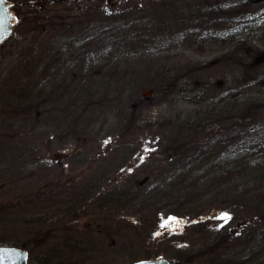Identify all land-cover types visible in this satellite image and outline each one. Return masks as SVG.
<instances>
[{
	"label": "rangeland",
	"instance_id": "1",
	"mask_svg": "<svg viewBox=\"0 0 264 264\" xmlns=\"http://www.w3.org/2000/svg\"><path fill=\"white\" fill-rule=\"evenodd\" d=\"M73 1L72 13L84 33H95L97 25L111 30L116 23L137 54L121 61L112 84H102L98 72L89 77L82 73L79 78L92 83L90 95L76 96V87L89 85L75 79L57 88L55 93L65 97L49 95L55 83L44 96H35L33 104L24 96L18 100L15 96L31 81L18 77L32 65L22 61L27 57L20 36L36 35L42 23L47 34L55 32L41 14L53 0H19V21L0 43V116L8 114L0 128V247L25 249L28 264H132L158 257L170 264H264V221H254L264 215V205L256 209L260 200L251 190L236 200L241 205L236 212L235 207L209 206L206 185V194L197 199L196 209L202 212L182 220L146 197L164 176L152 175L157 169L168 168V176L190 168V178L204 183L208 175L199 177L203 172L214 177L219 167L238 162L233 155L219 157L222 152L258 149L253 140L239 142V127L227 130L233 133L226 141L212 119H205L208 133L203 137L219 145V154L211 151L207 160L192 161L195 154L184 161L169 158L161 133L172 134L194 122L195 115L202 116L229 94L235 96L231 107L238 101L233 120L255 113L252 123L264 139V0ZM96 9H104L98 16L102 20ZM65 15L58 13L62 19ZM61 23L56 33H64ZM81 46L95 49L90 40ZM98 100L101 108L91 106ZM249 157L264 168V154L256 151ZM239 175L232 177L238 180ZM129 185L138 196L132 204L116 212L114 206L101 205L109 192ZM247 231L250 239L243 237ZM14 241L25 247L12 245Z\"/></svg>",
	"mask_w": 264,
	"mask_h": 264
},
{
	"label": "trees",
	"instance_id": "2",
	"mask_svg": "<svg viewBox=\"0 0 264 264\" xmlns=\"http://www.w3.org/2000/svg\"><path fill=\"white\" fill-rule=\"evenodd\" d=\"M73 2V0H53V2L47 3L48 9L45 10L46 12H40L42 15H44L42 21L47 20L48 22H46V24L48 23V26H50L51 29L55 31L54 33L50 34L49 32L47 34L44 31L43 23H40L42 28L38 30V33L36 35H30L26 33L25 36H20L19 42L23 44V54L27 57V59L23 58L22 61L31 62L32 65L30 67L23 68L21 70L23 73L20 77H18V81L23 79L31 80L30 83L22 86L19 94L15 96L18 100L20 98H23L24 96V98L29 99L33 104L35 96L39 95V97H42L45 95V93L43 92L45 91L46 87L53 88V85L56 83L53 90L49 92V95L54 96L57 94L55 92L57 91V88H60V85H69L70 80L74 82L75 79L77 81L76 83L79 85H89L88 87L83 86L81 90H78L80 88L76 87L78 88L75 89V91H78L76 93V96L83 97L87 94L90 95L92 94V89L90 88L92 86V83L88 82L85 79L79 78L82 73L85 72L83 75L89 77L92 74L98 72L97 75H99V78L102 79V84H112V80L117 79V72L121 68V63L125 59H129L132 55L137 54V51L132 50L128 46V40L124 37L125 35H123L120 30L114 26V24L116 23H113L110 26V29H113L107 30L106 27L98 28L96 20V22L94 23L97 25L95 33H84V27L78 26V17L74 16V14L72 13L75 11ZM37 7L38 10L42 11L40 5H38ZM60 10H63L67 14L63 17V19L58 17V13ZM103 10L100 11L96 9V18L98 20H102L101 18H98V16H103ZM36 19L41 21V18L39 16ZM59 19L61 20L58 23ZM61 22L65 24L63 30L64 33H56L57 31L55 28H57L58 25L61 26ZM117 24H119V22ZM126 25H128V23H126ZM120 26L118 27L120 28ZM218 36L223 37V33H218ZM234 37L235 43L239 44L241 38H238L237 33L234 34ZM88 40H90L91 45L95 47L94 50H92V48H84L81 46L84 45V43L88 42ZM82 41H84L83 44H81ZM112 63H114L115 66H111ZM122 77L120 79H122ZM239 82L244 85L243 79ZM106 90L107 87H103V91ZM178 90L181 94L183 93L182 89ZM58 94H60L59 98L65 97L61 93ZM196 95H198V93ZM234 98V95L229 94L226 98L219 99L215 103L213 102L214 105L212 108H208L206 109V111L200 112L203 114L202 116H199L198 114L195 115L197 116V118L194 122H189V116H187L184 120L189 123H184L185 126L183 127L186 130L181 127H176L177 129H175L174 133L172 134H169V131L161 133V129L169 130V127L166 125L159 126V128L161 129L158 130L159 133L157 134L160 135L161 133L165 135L166 140L168 141L164 143V145H170L171 142L173 144V147L170 148H168L169 145H165V147L167 148L166 151H171V155L169 154L170 159L179 158L180 160L184 161L187 159V157L189 158L190 156L195 154V158H193L192 161L196 160L197 158L207 160L206 157L210 154L211 151L215 150L217 151V155L219 154V145L216 142L209 143V141L205 140V137H203L208 133H206L205 128H203L205 119L209 120V122H211L212 119L213 122H211V125L218 127V129H220L219 132H223L222 136L226 141L229 140V135L233 133L229 131L227 132V130L234 129L235 131L237 130L236 128L239 127L238 130L235 131V134L238 135L239 142L242 144L253 140L255 142V145L258 146L257 150H253V148H251L252 146H249L248 149L233 148L231 149V153H226V155H224L222 152V155H219V157L222 158L227 155H233L238 162L233 164V166H231L230 168H228V165L221 168L219 167L217 172L214 173V177L210 175L209 171L203 172L201 176L196 174L199 177H203L204 174L208 175L207 180L204 183H199L200 180L198 178H190L191 175H193V170L190 168H187L185 173L176 172L174 174H168V176H166V170L168 168L161 169L160 171L157 169V172H152V175L154 174L156 178L162 174H164V176L161 181H158L154 185V187L151 189V191L148 192L146 197L147 199L149 197L156 199V201H152V203L154 204L158 203L157 205L160 204L161 207L163 205L164 208H169L170 210L168 214H171L174 217V220H182L183 217L192 212L195 213V215H198L200 212H202L200 211L202 209H196L198 207L197 199H199L202 194H206V191L208 190L206 185L210 189L207 192V195H210L207 201L209 202V206H223L226 209L229 207H235L236 212H240L239 206L241 205H238L236 200H239V196L242 195V193L246 190H251L253 195L258 198V200H260L259 205H256V209L264 205V168H258L249 160L251 158L249 156L253 155L256 151L264 154V139L259 138L261 136L260 134L262 133H259V129L257 130L254 126V124L256 123H252V119L255 120L257 118H253L255 113H251L245 117L240 114L236 119L237 121H239V123H236L237 121L235 122L233 120V115L235 114L233 110L234 108H238V101L235 102V106L231 107V102L234 101ZM209 99L210 98L207 97V100ZM238 99H241V97H239ZM52 101L55 104V101ZM91 106H98V108L102 107L99 103V100L91 104ZM245 110L247 112L250 111V106L245 108ZM14 115L15 114H12L11 116ZM7 117L8 114L5 113L2 114V117L0 116V128H2L1 126L7 123ZM89 117L90 116L88 115L86 118ZM259 122L260 121H258V123ZM189 133H192V135H190ZM194 136L198 137L199 139L195 141L193 139ZM189 137L192 140H189ZM37 138L38 137L35 136L33 141H36ZM185 142H188L189 144H183ZM37 144V142H33L32 145L36 146ZM206 147H209V149H207ZM30 149L33 148H31L30 146ZM163 153H165L164 149ZM14 155L15 154L13 153L11 157L14 158ZM19 156L22 155L19 154ZM166 157L168 158L167 155ZM7 165L10 166L11 163ZM7 165L2 163V167H5ZM170 166H173V164H171ZM198 166L199 168H201L202 165ZM257 168L259 169V171ZM238 173L242 174L238 176L239 179H233L232 175H237ZM239 181H241V183H238ZM240 184L242 185V187H240ZM143 185L142 183H138L139 188H142ZM238 187L240 188L241 193L239 192ZM130 189L131 186L129 185L124 186L121 192H109L105 198V202H102L101 205L106 203L107 205L114 206L113 210H115L116 208L125 209V207L132 204L134 200L138 199L137 195L129 191ZM230 197L231 199H229ZM184 203L185 205H183ZM188 209H192V211H188ZM37 215L38 214L35 213V216ZM165 216L166 214L161 218ZM258 216L259 215H257V217ZM260 216V219L254 220L256 221V223L264 221V215ZM247 220L252 219L251 217H247ZM26 225L27 224H25V226ZM247 233H249V231H247ZM246 234L243 235V237H249L250 239V233L249 235ZM12 245L25 247L23 244H19L18 241H14ZM220 257L222 259V253ZM249 259L250 258H248V260ZM249 261L253 260L251 259Z\"/></svg>",
	"mask_w": 264,
	"mask_h": 264
},
{
	"label": "water",
	"instance_id": "3",
	"mask_svg": "<svg viewBox=\"0 0 264 264\" xmlns=\"http://www.w3.org/2000/svg\"><path fill=\"white\" fill-rule=\"evenodd\" d=\"M12 3L0 0V43L12 32L16 24V16L11 10ZM0 264H28L25 249L13 247H0ZM132 264H170L166 259L149 258Z\"/></svg>",
	"mask_w": 264,
	"mask_h": 264
},
{
	"label": "flooded vegetation",
	"instance_id": "4",
	"mask_svg": "<svg viewBox=\"0 0 264 264\" xmlns=\"http://www.w3.org/2000/svg\"><path fill=\"white\" fill-rule=\"evenodd\" d=\"M12 2V9L14 10L16 16L18 17V20H19V16H18V7H19V0H11Z\"/></svg>",
	"mask_w": 264,
	"mask_h": 264
},
{
	"label": "snow or ice",
	"instance_id": "5",
	"mask_svg": "<svg viewBox=\"0 0 264 264\" xmlns=\"http://www.w3.org/2000/svg\"><path fill=\"white\" fill-rule=\"evenodd\" d=\"M225 219H227V217H224Z\"/></svg>",
	"mask_w": 264,
	"mask_h": 264
}]
</instances>
